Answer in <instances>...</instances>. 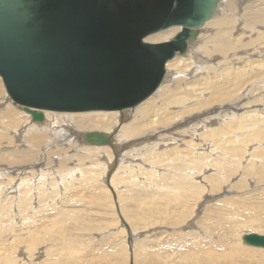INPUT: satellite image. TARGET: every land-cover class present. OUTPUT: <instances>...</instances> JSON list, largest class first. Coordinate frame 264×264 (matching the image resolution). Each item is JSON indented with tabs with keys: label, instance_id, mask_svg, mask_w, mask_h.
<instances>
[{
	"label": "bare ground",
	"instance_id": "obj_1",
	"mask_svg": "<svg viewBox=\"0 0 264 264\" xmlns=\"http://www.w3.org/2000/svg\"><path fill=\"white\" fill-rule=\"evenodd\" d=\"M213 15L195 28L197 40L195 43L196 38L186 41L184 50L187 48V52H173L171 59L165 63L162 82L146 100L129 109L59 114L53 110H44L46 120L41 122L42 126H36L41 130L48 129L52 137L47 144L50 149L44 155L16 151L6 157L0 152V177H11L8 181L0 179V233L12 234L11 229L17 226L11 225L10 228L7 223L9 200H13L15 205L12 215L19 216L22 226L29 230L46 226L49 217H53V224L59 223L68 229L79 228L78 233L65 236L48 231L37 234L31 232L30 239L38 238V241H26L23 247L14 244L22 241L18 240L16 234H12V238L7 239L12 243L8 244L9 250L21 257L29 254L31 260L43 257L47 264L59 262L53 258H44L43 255L48 253L44 250L45 246L59 256L66 250L69 255L77 257L75 253L80 251L78 245L90 239V235L84 231L95 230V233L103 229L102 221L95 225L96 228L93 227L90 219L93 215H90L88 208H95L101 213L109 210L114 202L118 208L117 202L126 196L120 194L118 197V194L123 192H135V197L145 193L146 204L155 200H168L169 196L163 192L175 187L173 183L177 178L172 175L184 169L187 181L182 186L194 195V206L183 220L159 218L156 232H150L148 236L151 243L148 240L146 243V236H135L136 232L129 224L130 216L134 217L135 213L126 214L124 228L131 237L125 236L123 239L127 242L131 240L129 244L133 264L141 260L138 254L144 250L147 264L165 261L170 264L175 258L176 264H197L200 255L207 256L203 258L204 264H228L219 247L209 242L212 239L219 242L216 237L219 232L233 234L249 227L252 221L246 215L240 214V220L236 222L231 220L237 216V210L243 207L239 198L246 199L255 193L258 205L264 206V80H260L264 76V0H221L217 2ZM179 30V25L171 26L147 35L144 40L151 44L169 45ZM246 47L249 49L245 50ZM249 50L258 54L253 55L250 60L240 58ZM1 82L3 84L2 79L0 102H3L7 96L11 97ZM215 102L219 105L202 110ZM234 110L238 113H234ZM116 111L121 115L129 112L134 114L127 123L122 124L118 133L116 125L121 123ZM10 112L11 109L4 114L9 115ZM27 114L32 122L37 121L33 120L30 113ZM67 115L75 116V119L69 121ZM128 117L126 115L125 120ZM12 118L14 116L9 115L8 119ZM4 127L8 126L0 124V129ZM83 128L90 130L81 131ZM87 134L105 136L107 142L96 140V136L87 140ZM12 135L7 133L6 138ZM187 135H193L199 142L189 140L191 137L184 141L180 139V136ZM80 136L83 143L98 146L99 151L105 150L108 154L106 166L109 169L106 176L95 173L97 165L94 158H72L79 151L76 142ZM27 139L29 144L39 146L44 141V134L37 135L30 131ZM56 144L64 146L53 147ZM101 146H109L114 158L108 149ZM117 148L123 152L121 159L126 165L120 163ZM85 160L89 161L88 166H79L81 169L75 170V165ZM30 161H33L31 166H25ZM143 164L149 169H143ZM120 170L131 176L144 174L141 179L125 182L117 178V171ZM202 170V176L198 180L193 179ZM11 171L15 173L11 174ZM63 171L64 176L61 174ZM236 172L238 173L233 176ZM61 176L65 178L64 191L55 200V180ZM233 179L236 180L232 181ZM125 185L129 187L125 188ZM202 190H205V196L201 194ZM219 193L228 195L220 196ZM65 197L68 198L67 201H63ZM59 201L63 204L57 209ZM76 203L81 204L80 209L73 208ZM21 204L25 208L31 205L30 208L35 210L38 218L22 213L18 209ZM138 204L144 206L142 203ZM164 208L165 206L160 205L152 206L154 212H160ZM119 214L124 224L123 217ZM138 215L139 219H134L135 229V223L141 220H144L142 223L146 220L145 224L155 222L140 211ZM261 231H264V215L259 218L253 232L239 233L228 239L231 242L228 257H255L260 264H264V250L240 246L243 241L246 246L264 249V244L254 245L251 239H244L245 235L259 234ZM164 233L167 234L166 237L163 236ZM77 235L79 238H76ZM41 238H46V241L42 243ZM50 238H66L69 245H51L48 242ZM156 238L159 239L157 242L154 241ZM92 251L99 254L90 252L83 258L78 255L80 258L75 259L125 264L130 256L129 250L109 253V247L101 245L94 246ZM122 256L126 259L123 260ZM0 261L21 264L19 259L10 257ZM140 264L145 263L141 260Z\"/></svg>",
	"mask_w": 264,
	"mask_h": 264
},
{
	"label": "water",
	"instance_id": "obj_2",
	"mask_svg": "<svg viewBox=\"0 0 264 264\" xmlns=\"http://www.w3.org/2000/svg\"><path fill=\"white\" fill-rule=\"evenodd\" d=\"M221 0H0V76L11 99L40 110L82 112L132 107L164 77ZM180 26L169 45L147 43ZM107 142L87 134V140ZM254 245L264 236L248 234Z\"/></svg>",
	"mask_w": 264,
	"mask_h": 264
},
{
	"label": "rangeland",
	"instance_id": "obj_3",
	"mask_svg": "<svg viewBox=\"0 0 264 264\" xmlns=\"http://www.w3.org/2000/svg\"><path fill=\"white\" fill-rule=\"evenodd\" d=\"M196 40H197V38L194 40V43ZM248 49H249L248 47L245 48V50H248ZM185 51L187 52V48L184 50V52ZM256 54H258V53H256L253 50H249V51H246V53H243L240 58H243L244 60H250L251 57L253 55H256ZM240 61H241V59H240ZM1 79L2 78L0 77V80ZM260 80L263 81L264 76ZM1 84H2V82H1ZM2 87H3V84H2ZM4 91H5V89H4ZM5 94H6V92H5ZM218 105H219V103L215 102V103L209 105L208 107L203 108L202 110H209V109H211L215 106H218ZM132 107H128L127 109L132 108ZM10 109H11V112L9 113V115L14 116V118H12V119H8L9 115L4 114V112H6L7 110H10ZM41 111L43 112L44 119L42 121L32 122L30 119V115L27 114L28 112L23 110V108L21 109V106L19 104L15 103L8 96L6 97V99L3 102H0V116H1L0 117V124H5L8 126V127H4L3 129L2 128L0 129V131L2 132V133H0V152L2 154H4V156H6V157L10 156L16 151L17 152L19 151V153L29 152L30 154H32V152H33L36 155H40V154L44 155L50 149V147L47 146V144L49 142H51V140H52V137L50 136L49 130L48 129L41 130L40 127H36V126H42L41 122L46 120L44 110H41ZM53 112H58V111H53ZM116 112H117V119H118L119 123H121V125H119V124L116 125V133H118L122 124L127 123L133 117L134 114H133V112H129L127 114L121 115V113L119 111H116ZM233 112L238 113L237 110H234ZM59 113H63V112H58V114ZM223 114H224V112H223ZM126 115L129 116L127 120H125ZM67 117H68L69 121L75 119V116L67 115ZM120 117L123 118V121H121V122H120ZM221 118H223V117H221ZM84 130H90V129H86V128L81 129V131H84ZM30 131L36 132L37 135H43L44 134V141L41 145L38 146V144H35V143H31V144L28 143L29 140L27 139V136H28V133ZM4 132H6V133H4ZM7 133H12L13 135L10 138H6ZM180 139L183 141L187 140V139L192 140V141L196 140V139H194L193 135L189 136V137H188V135L187 136H180ZM3 140H5V141H3ZM195 142L197 143V142H199V140H196ZM1 143H2V145H1ZM113 143L117 147L115 140H113ZM76 144L79 145V151L77 153V156H74L72 158H76V157L94 158L96 160V165H97V170L95 173L102 174V175L106 176V172L109 169V168L107 169V166H106L107 165V159H108V154L106 153V151L105 150L99 151L98 146H90V145L83 143L81 141V136L77 139ZM58 146H64V145L63 144L53 145V147H58ZM101 147H105L106 149H108L114 158L112 150L109 146H101ZM155 152H156V147H155ZM122 153L123 152L117 148V154H118L120 163H122L123 165H126V162L123 161V159H121ZM74 154H75V152H74ZM104 157H107V158H104ZM41 158H43V156ZM157 158H158V154H157ZM46 159H47V157H46ZM32 163H33V161L25 163V166L26 165L31 166ZM88 164H89L88 160L80 161V162H78V165H75L76 166L75 170L85 168L88 166ZM142 168L145 170L149 169V167L147 165H144V164L142 165ZM13 173H15V172H12L11 174H13ZM203 173H204V170L200 171V173L197 174L196 177H194L193 179L198 180L202 176ZM237 173L238 172L233 174V176H235ZM61 174H62V176H64L65 171L61 172ZM143 174L144 173H140L139 175L131 176L127 172L120 170V171H117V178L120 181L133 182V181H136L137 179H141ZM184 174H185V170L180 169L172 175L173 177L177 178L176 182L173 183L175 187L172 190H168L167 192H163L165 195L169 196L168 200H155V201H150L149 203L146 204L145 202L147 201V198L144 195L145 193L140 194V195L135 197V192L134 193L123 192V193L118 194V197H120V194H126V196L123 197L120 202H117L118 208L116 207V204L114 201H111V203L114 202V204L109 210L106 207L107 210H103V212H101V213L98 212L97 209H95V208H93V209H91L92 207L88 208L89 213L91 212L90 215H93L90 217V219H92V221H93L92 222L94 225L93 227L96 228L95 225L100 224L102 221L103 229H99V232H95V233L93 232L95 230H92L93 233L91 231L90 232L84 231V233H86L87 235H90V239L88 240L89 243L87 241L84 244L81 243L80 245H78V246H80V251L78 250L79 249V247H78V249H77L78 251H76L77 253H75L76 256L78 257V255H79L80 257L83 258L84 256H87L90 252H92L94 254H99V252L92 251V249L94 246L99 247L101 245L104 247L105 246L109 247V253L114 252L117 254V253H121L122 250H126V251L129 250L130 256L127 257V262L125 264H131V262L133 264L131 247L129 244V242H131V240L129 242H127L123 239L125 236L131 237V235L128 234L127 230L124 228L125 223H126V221H125L126 214L127 213H133V212L135 213L134 217H132V215L130 216V221H129V224H130L132 230H134L136 232L135 236H137V237L140 235H142V237L146 236V238H144L145 242L148 240L151 243V240L148 236L150 235V232H153V233L156 232L157 229L155 230V227L159 226V224L157 223L159 218H162L165 220H175V219L176 220H183L190 213V211L193 209L194 195L192 194V192L185 190L184 187L182 186V184L187 181L186 177H184ZM22 176H24V175H22ZM62 176L55 180V183H56L54 186V188H55L54 195H56L55 200H57V195L63 193V191H64L65 178H62ZM28 177H29V175L27 174V178ZM10 178L11 177H8V176H1L0 177V179H3V181H8ZM235 180L236 179H233L232 181H235ZM24 182L29 183L28 180H24ZM124 187L128 188L129 185H125ZM156 189L157 188H155V190ZM201 194L203 196H205V190H202ZM219 194H220V196H227L228 195L227 193H219ZM158 198H156V199H158ZM67 200H68V198H66V197L63 199V201H67ZM197 200H199V199L197 198ZM239 200L243 203V207L241 209L237 210V212H236L237 216L236 217L234 216L231 220L236 222V221L240 220V214L246 215L252 221L251 224L249 225V227L244 231L237 230L233 234H227V233L219 232L216 236L217 239L219 240V242H214V240L212 239L211 242H209V243L210 244L215 243V245L219 247V249L223 253L224 257L228 260V264H260L255 257H243V258H230V257H228V253H230V251H231V242L228 241V239L233 238L236 234H239V233L253 232L254 227H256L258 225L259 218L262 215H264V206L258 205V199H257L255 193L253 194V196H251L249 198H246V199L239 198ZM8 202H9V207L7 209V215H8L7 216L8 222L7 223L9 224L10 228H11V225L17 224V226L14 229H11V231H12V234L17 235L18 240L22 241L21 243H14L15 245H17L19 247H23L24 243L26 241H29V242L38 241V238L35 240L30 239L31 238V232H34L35 234H37L39 232L43 233L45 231H48V232H52L55 234H60L61 236H65L66 234H70V233H78L79 232L78 227H73V228L68 229V228L63 227V225H61L59 223L53 224V221H54L53 217L47 218V220H46L47 225L46 226L42 225L40 227V229H38V230H35V229L29 230L26 226H22L21 219L19 218V216H13L12 215L11 211L15 209L14 201L9 200ZM211 202H212V200H211ZM138 203H142V205H144L145 207L139 206ZM62 204H63L62 201H59V203L57 204V209L60 208V206H62ZM37 205H38V203H37ZM153 205L165 206V208L160 210V212H154L152 210ZM80 206H81V204L76 203L73 206V208L80 209ZM30 207H31V205H29L27 208H25L21 204V206H19L18 209L22 213L31 215L33 218H38V216L35 213V210L34 209L32 210ZM88 207H90V206L88 205ZM139 211L142 212L145 216L150 217L151 221H155V222L153 224H151L150 222L148 224H145L146 220L144 223H142V221H144V220H141L140 222L135 223V226L137 227V229H135L134 219H139V217H140L138 215ZM119 213H121V215L123 217L124 224L121 221ZM95 218H98V219H95ZM102 230H104V231H102ZM81 232H83V231H81ZM130 233L133 234L132 232H130ZM12 234L7 233V232L6 233L5 232L0 233V244L3 241V244L0 245V259L3 260V258L10 257V258L19 259L21 264H47L46 262H44V259H42L43 257H40V259H37V260L35 259L36 260L35 261V260H31V255H29V254H27L25 257H21V256H18L16 252L9 250L8 244H12V243L11 242L9 243V241L7 239H11ZM259 234H264V231H261ZM92 235H94V236H92ZM8 236H9V238H8ZM163 236L166 237L167 234L164 233ZM129 237H128V239H129ZM76 238H79V235H77ZM40 240L43 243L44 241H46V238H44V239L41 238ZM158 240H159L158 238L154 239L155 242H157ZM148 241L146 243H148ZM48 242L51 245H56V244H60L62 246H68L69 245V241L66 238H59V239H51L50 238V239H48ZM243 244H244L243 241H241L240 242L241 247H251L249 249L258 248L260 250H264L263 248L246 246L247 244L246 245L245 244L243 245ZM44 250L48 252L47 254L43 255L44 258L56 259V260H58L59 264H105V262H101L99 260L81 261V260L75 259L77 257H74L73 255H69V253H67L68 251H66V250L60 256L55 254L54 251L50 250L47 246H45ZM88 250H91V251H88ZM145 252L146 251L144 250L141 253H139L138 257L140 256L141 257L140 259L143 261V263L147 264L148 261L146 259ZM80 257H78V258H80ZM204 257L207 258L206 255H200L198 257L197 264H204L203 263ZM122 258H123V260L126 259L125 256H122ZM174 258H175V256H174ZM141 260L135 261V262H137L135 264H138V263L140 264ZM175 260H177V259L175 258ZM175 260H173L170 264H176ZM0 264H8V263H5V262L2 263L0 261ZM49 264H53V263H49ZM113 264H118V263L113 262ZM156 264H166V261L165 262H159Z\"/></svg>",
	"mask_w": 264,
	"mask_h": 264
}]
</instances>
